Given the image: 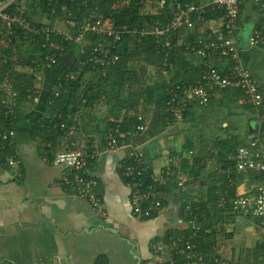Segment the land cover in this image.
Returning a JSON list of instances; mask_svg holds the SVG:
<instances>
[{"label":"crops","instance_id":"obj_1","mask_svg":"<svg viewBox=\"0 0 264 264\" xmlns=\"http://www.w3.org/2000/svg\"><path fill=\"white\" fill-rule=\"evenodd\" d=\"M191 18L193 26L177 30L174 42L172 38V47L181 51L186 68L195 73L194 78L199 82L200 75L209 65L228 70L233 63L219 57L203 59L187 48L199 37L211 39L220 36L223 33V14L209 19H203V16ZM45 22L71 33L61 23L55 26L48 20ZM254 31H264V17L252 0H244L240 6L235 44L241 63L259 81L264 95V53L258 46L249 45V36ZM2 35L0 31V44L10 50L5 54L0 51V100L10 92L15 91L19 95L14 85L23 86L29 73L34 74V81L21 101L16 96L17 105L12 113L15 121L11 126L14 135L8 141H0L6 154L12 155L16 161L14 166H10L0 153V264H146L156 240L187 228L179 215V203L184 196L194 193L197 184L184 183L181 189L175 188L174 184L167 185L160 192L165 204L155 215L139 219L131 210V185L122 175V167L131 148L137 146L144 152L147 171L149 169L152 175L159 174L167 165L179 167L184 162V167L189 170L194 157L189 151L183 152V145L189 140L177 139L173 130L185 129L196 117L197 106L192 108L189 119L184 118L176 124L171 116V119L166 116L171 121L168 125L162 124L160 115L151 107L144 117L145 128L138 133L122 130L127 144L117 149H110L108 145V137L116 134L110 131L111 120L121 121L125 113L109 104H104L107 107L103 108L95 104L81 106L69 115L71 120L65 128L48 127L42 116L48 115L45 111L47 94L51 89L48 90L45 84L39 85L40 77L29 71L34 67L22 66L16 58L20 52L10 47L8 39ZM6 61H10V70L3 72L2 66L8 64ZM48 81L46 83L49 84ZM213 89L209 88L211 98L208 105H216L217 109L230 105L241 108L243 96L229 94L236 88L231 87L227 95ZM235 108L227 111L230 121L222 125L229 124V128L221 131L226 135L238 134L239 138L252 133L262 135V118L250 112L245 116V131L241 132L231 119L240 112ZM5 119L8 118L0 116V131L7 128ZM255 125L257 132L253 130ZM73 148H82L92 155L88 165L89 171L97 178L95 192L101 203L99 209H94L87 199L78 198L67 190L64 178L72 173L70 168L52 163L56 152ZM217 149L213 147L212 150L217 153ZM219 162V154L213 159H201L200 164L204 167L200 174L209 180V176L215 178L214 171H221ZM247 189L248 182L240 180L235 193L241 194ZM190 190L193 192L189 194ZM202 223L207 225L206 231L212 230L213 234L208 260L217 259L216 264H264V224L259 219L217 204L203 215Z\"/></svg>","mask_w":264,"mask_h":264},{"label":"trees","instance_id":"obj_2","mask_svg":"<svg viewBox=\"0 0 264 264\" xmlns=\"http://www.w3.org/2000/svg\"><path fill=\"white\" fill-rule=\"evenodd\" d=\"M7 0H0L5 2ZM121 7L114 8V0H14L10 2L5 8V12L11 16H16L20 19H25L29 23L30 29L34 30L40 28L46 24L45 21L51 23H61L63 27L74 35L73 39L65 38L63 34L52 32L46 46H44L45 33L27 30L20 25L19 21H14L9 25L0 19L1 33L8 39L10 47L18 49L20 52L16 54V58L22 66L36 67L39 62L42 61L45 54L48 52V47L52 43L57 45L59 48H52L57 54L56 63L50 65V69H54L58 64H62V70L60 71L57 80L53 83L54 87L59 81H68V86L64 91L55 97L54 89L48 92L46 113L48 115L42 116L48 127L60 128L68 123L69 115L79 107H88L94 104L95 101L104 100L105 103L111 105L117 111L123 110L125 115L121 121H112L110 131L114 132L116 125L120 126L121 131L133 132L135 125L139 123L137 117L141 115L143 118L147 114L148 110L152 107V110L160 115L163 125L171 123L169 113L165 111V99L167 98V87L170 82L167 80H154L151 84H142L134 87L132 84V76L130 74L137 73L136 68L132 66L133 61H143L146 65L155 67L158 70H165L168 73L173 74L174 83L179 84H196L198 80L194 78V74L188 71L186 68V62L183 61L181 51L174 47L171 49H164L162 47L163 37L155 36L151 34H140L135 32V29L140 30L142 27L149 28L152 25L166 22L170 15L169 11L171 7V0L166 1V5L163 9L155 14H144L141 12L142 5L138 0H123ZM181 4L189 2L190 0H176ZM42 12L41 19L38 23L33 21V16ZM168 12V13H167ZM222 14L221 11L213 12L209 8L203 15V19H209L216 15ZM101 15L105 19H109L110 22L116 27L126 26L128 32L122 34L121 40L116 42L112 48V51L117 53L119 58L114 64L105 62L101 65V61L89 62L87 61L88 55L90 56L91 48L98 42H104L105 38L91 32L85 33L83 38L76 41L75 38L80 30V26L86 22L92 21L95 17ZM69 22H73L74 25H70ZM180 31V30H178ZM178 31L173 32V42L175 41V35ZM10 48H5L3 44H0L1 54L7 53ZM67 53H73L76 56V63L72 68L66 66L62 61L61 57ZM8 64L3 67V72L9 71L8 66L10 61H6ZM131 64V65H130ZM5 65V64H4ZM130 65V66H129ZM170 71V72H169ZM9 73V72H8ZM144 72H142L143 74ZM204 73V72H203ZM26 75V73H22ZM89 74L90 79L85 81V76ZM68 75L69 78H65ZM203 74L200 75V77ZM25 76V77H26ZM26 82L23 86L14 85L18 90L19 95L18 101H21L28 90L33 85L34 76L29 74L26 77ZM84 82V85H82ZM87 88V91L85 90ZM231 96L240 95L244 96L243 91L239 87H232ZM217 90L216 88H214ZM213 89V90H214ZM127 94H124L125 91ZM231 87H227L223 90L224 93L229 92ZM263 92V89H262ZM125 95V96H124ZM264 96V95H263ZM0 100V116L8 118L6 120L7 128L13 129V122L15 121L12 117V113L7 115ZM210 103V101H209ZM16 102L13 108L16 106ZM196 106V105H194ZM190 107L185 112V119H189V115L192 112ZM208 106V105H207ZM241 106L249 110L250 113L256 114L261 117L264 121V103L255 109L253 106L247 103H241ZM119 112H117L118 114ZM53 114V116H52ZM166 116L170 119L167 120ZM11 117V118H10ZM50 119H52L50 121ZM145 120V118H144ZM117 122V124H116ZM224 128H229V124ZM3 130V131H4ZM14 131V130H13ZM115 133V132H114ZM14 135V134H13ZM11 135L10 138L13 136ZM8 141V140H7ZM243 142V137H238V134H227L224 139H217L214 148H218L217 154L220 155L219 169L215 170V178L209 176L210 180L200 174V170L204 167L201 163V157H194L192 160V167L189 170L184 167L185 162L182 166L174 167L172 169V176L167 185L174 184L175 188L181 189L176 185L177 172L180 171L185 174V184H197L202 188L207 185V180L210 181L209 186L207 185L203 199H192L189 196H184L179 203V215L180 218L186 223L187 228L182 232L193 233L192 242L196 246L197 253H200L205 260H208L211 253L212 241V230L207 232V225L202 223L203 215H207L212 207L216 206V203L222 201V205L231 207V200L235 196V189L237 182L240 180L247 181L248 183L254 180H262V174L256 171H244L241 173H234L227 177L224 172L227 167L233 164V155L235 154L236 148ZM192 141L184 143L186 151L191 152ZM81 150H83L81 148ZM225 150L226 155H222L220 151ZM88 153V152H87ZM90 158L88 159V162ZM89 164V163H88ZM89 170V165L87 166ZM149 175V169L147 171ZM219 174V175H218ZM219 176V177H217ZM217 177V178H216ZM205 183V184H204ZM166 185V186H167ZM162 187L160 190L166 187ZM203 190V189H202ZM202 192V191H201ZM202 194V193H201ZM200 194V197L202 195ZM162 206L165 204L163 195L161 196ZM232 209V208H231ZM153 213V215H155ZM152 215V216H153ZM251 217V216H250ZM254 218V217H253ZM192 225L199 226L197 230L192 228ZM175 235V234H174Z\"/></svg>","mask_w":264,"mask_h":264},{"label":"built area","instance_id":"obj_3","mask_svg":"<svg viewBox=\"0 0 264 264\" xmlns=\"http://www.w3.org/2000/svg\"><path fill=\"white\" fill-rule=\"evenodd\" d=\"M167 0H138L144 6L154 4L155 9H163ZM258 7L261 15L264 17V0H252ZM123 0H114L113 7L118 8L123 4ZM244 0H206L205 2L190 1L181 4L179 1L171 0L170 15L166 22L152 25L149 28L142 27L135 32L140 34H151L162 36L164 49L172 48L173 32L182 28H191L193 26L192 16L202 17L207 8L219 10L223 14V23L221 25L223 33L211 39L199 37L188 44V49L195 51L203 59L222 58L233 63L228 70H222L214 65H209L200 81L196 84H179L170 82L167 87V98L165 99V110L170 114L173 122H182L184 115L190 105L205 107L209 104L211 92L209 88L223 90L227 87H239L243 91L241 102L247 103L258 109L264 103V96L259 81L253 76L251 71L244 67L240 60V53L235 44V33L238 29V20L240 15V6ZM10 1L0 3V19L6 24L19 21L20 25L27 30L35 33H45L44 46L48 43L52 32L63 34L65 38L73 39L71 33L61 31L46 23L40 28L30 29L29 23L25 19L11 16L4 10ZM168 13V12H167ZM74 25L73 22H69ZM91 32L105 38L104 42H98L88 55L87 61L98 62L101 65L105 62L114 64L119 56L112 51L114 44L121 40L122 34L128 32L127 27L114 26L109 19L101 15L95 17L92 21L86 22L80 26V30L75 38L79 41L85 33ZM249 45L258 46L264 53V31H254L249 36ZM58 49L57 45L52 43L48 47V52L42 61L48 66L56 63L57 54L52 49ZM41 61V62H42ZM69 78L65 75V78ZM68 86V81H59L54 88V96L57 97L61 91ZM16 92L8 93L1 101L6 114L13 113V105L16 102ZM139 123L135 125V132H141L145 128V120L141 115L137 117ZM116 134L108 137L110 149H117L125 144L126 137H123L120 126L117 124ZM14 134L13 129L0 131V141L9 140ZM0 153L6 159L10 166H14L16 161L12 155L6 154L4 145L0 144ZM91 154L79 148L66 149L56 152L52 158V163L63 165L72 170L69 176L64 178L67 184V190L78 198L87 199L94 209L101 208L100 199L95 192L97 178L87 170L88 159ZM233 164L225 169L227 177L234 173L244 171H256L262 174V180H254L248 183V189L244 193L235 194L230 204L231 208L247 216L259 219L264 224V138L258 133L250 134L248 140L243 141L236 148L233 155ZM122 175L131 185L130 203L133 215L136 218L143 219L153 215L162 207L161 188L166 186L172 176L170 165L164 167L159 174H147V167L144 160V152L141 148L134 146L128 153V156L122 167ZM186 181L185 175L178 171L176 185L183 187ZM223 201V198H222ZM219 202L222 205L223 202ZM197 230L199 226L192 225ZM193 233L178 232L175 235L166 236L162 240H156L152 246V256L146 264H216L217 259L205 260L197 253L196 246L192 242Z\"/></svg>","mask_w":264,"mask_h":264},{"label":"rangeland","instance_id":"obj_4","mask_svg":"<svg viewBox=\"0 0 264 264\" xmlns=\"http://www.w3.org/2000/svg\"><path fill=\"white\" fill-rule=\"evenodd\" d=\"M10 1V0H7ZM14 1V0H12ZM155 5L154 4H149L148 6H144L143 9H141V12L144 14H155L157 13L159 10L154 8ZM56 26V22L53 23ZM1 28V26H0ZM132 64V65H131ZM129 66L130 68L132 66H134V68H136L137 73L135 72L134 74H130L132 76V84L134 87L138 86V84L141 82L142 84L145 83L146 84H151L154 80L160 81L162 80H167L168 82L173 81L172 80V73H168L167 71L163 70H158L155 69V67H152L150 65H146L143 61H133ZM50 66H48L45 62H39V65L34 68V69H30L29 71H32L33 73H35V76L40 77V81H38L39 85H44L48 88L53 90L54 86H53V82L52 80L56 78V76L60 73V71L62 70V64H58L57 67H55L54 69H50ZM31 72V73H32ZM142 72H144L142 74ZM170 72V71H169ZM30 74V73H29ZM34 75V74H33ZM90 75L87 74L85 76V81L89 80ZM49 79L50 81L49 84L46 83V80ZM174 79V78H173ZM38 80V78L35 80V82ZM84 82L82 85H84ZM47 90V89H46ZM45 90V91H46ZM49 90V91H51ZM85 90L87 91V88H85ZM125 93L127 94L126 90H124ZM125 96V95H124ZM97 107L103 108V106L107 107L104 104L105 103L104 100H100V101H95L93 102ZM108 105V104H107ZM241 105V104H240ZM239 105V106H240ZM92 106V105H91ZM234 105H230V106H226L224 109H217L216 105H208L207 107H200L197 106L196 110L194 112V115L196 116L195 118H192V120H190V124L183 130L180 129H175L173 130V133L177 136L178 138H181L182 140H189L192 141L191 145H192V150H191V155L193 157H201L202 159L205 157H209V158H214L217 153L214 152L213 147H214V141L216 139H222L223 137H225L226 132L225 131H221L224 126L222 125L223 122L229 123L230 121V117L229 114L227 113L228 110L233 111L234 110ZM235 109H239V108H235ZM240 111L236 116H234L235 118H231L234 119L233 121L236 123L237 126H239V129L241 130V132L245 131L246 128V115L248 114V112H250L249 110L244 109L242 106L241 108L238 110ZM192 116V115H191ZM193 121V123H192ZM261 129V133H262V137L264 138V121L262 123V126L260 127ZM254 134V133H252ZM256 135V133H255ZM250 137V134L247 136L244 135L243 137V141L248 140ZM183 152H187L186 149L183 150ZM220 153L222 155H226L225 150L220 151ZM190 157V155H188ZM192 159V157H190ZM207 185L210 184V181L207 180ZM205 184V183H204ZM206 185V186H207ZM206 186H203L202 188L199 189V187L197 186L194 189V193L189 196L192 199H203L205 193H200L201 189H203V191H206ZM193 190H190L189 194L192 193ZM200 194L202 195V197H200ZM188 196V195H187ZM217 205V203H216Z\"/></svg>","mask_w":264,"mask_h":264},{"label":"water","instance_id":"obj_5","mask_svg":"<svg viewBox=\"0 0 264 264\" xmlns=\"http://www.w3.org/2000/svg\"><path fill=\"white\" fill-rule=\"evenodd\" d=\"M41 16L42 12L38 11V13L33 16V21L35 23H38L41 19ZM61 61L69 68H72L76 63V56L73 53H67L61 57ZM255 127L256 125L254 126L253 130L257 132V129Z\"/></svg>","mask_w":264,"mask_h":264}]
</instances>
